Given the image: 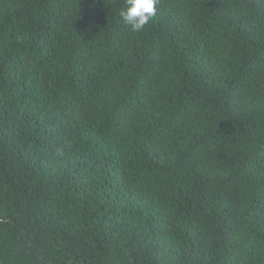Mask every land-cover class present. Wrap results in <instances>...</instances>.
Segmentation results:
<instances>
[{"label":"trees","instance_id":"16d2710c","mask_svg":"<svg viewBox=\"0 0 264 264\" xmlns=\"http://www.w3.org/2000/svg\"><path fill=\"white\" fill-rule=\"evenodd\" d=\"M0 0V264H264V0Z\"/></svg>","mask_w":264,"mask_h":264},{"label":"clouds","instance_id":"9594fccd","mask_svg":"<svg viewBox=\"0 0 264 264\" xmlns=\"http://www.w3.org/2000/svg\"><path fill=\"white\" fill-rule=\"evenodd\" d=\"M158 0H126V8L119 16L126 28L140 32L157 13Z\"/></svg>","mask_w":264,"mask_h":264}]
</instances>
